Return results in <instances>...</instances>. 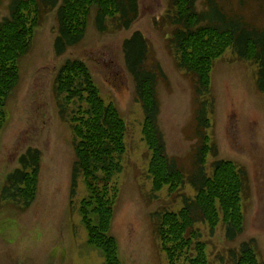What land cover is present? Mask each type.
Wrapping results in <instances>:
<instances>
[{
	"label": "rangeland",
	"instance_id": "rangeland-1",
	"mask_svg": "<svg viewBox=\"0 0 264 264\" xmlns=\"http://www.w3.org/2000/svg\"><path fill=\"white\" fill-rule=\"evenodd\" d=\"M216 1L230 16L264 30V0H245L243 5L238 0ZM9 2L0 0V22L8 15ZM139 6L140 16L129 32L116 29L108 20L106 31L99 32L93 9L83 41L61 57L54 56L52 50L57 30L55 10L42 14L30 52L19 61L20 78L8 97L5 123L0 128V264H104L105 255L88 243L82 222L79 207L89 198L81 178L70 198L76 159L73 131L60 118L53 91L57 71L75 59L85 62L100 100L115 107L126 128L121 171L112 180L119 194L108 229L117 244L119 264H166L152 216L165 210L177 212L182 208V196L192 198L194 190L186 184L171 195L165 188L152 193L146 173L149 151L141 133L144 115L124 67L122 41L133 31L141 32L150 47L151 62L163 70L165 79L159 78L156 87L157 126L168 158L177 160L186 175L199 144L195 125L198 103L190 74L177 67L169 43L170 28L161 21L168 0H139ZM206 6L207 0H198L199 11ZM213 66L206 100L210 112L206 134L217 154L215 158L207 156L205 166L210 173L215 160L230 161L244 171V230L229 242L221 223L212 234L203 223L193 228L200 231L204 256L212 264H233L230 252L238 254L239 246L250 241L257 264H264V94L256 87V65L237 59L231 50ZM30 147L39 150L41 157L34 198L23 207L2 200L1 195L6 178L19 168L20 154Z\"/></svg>",
	"mask_w": 264,
	"mask_h": 264
},
{
	"label": "trees",
	"instance_id": "trees-1",
	"mask_svg": "<svg viewBox=\"0 0 264 264\" xmlns=\"http://www.w3.org/2000/svg\"><path fill=\"white\" fill-rule=\"evenodd\" d=\"M244 1L238 0L240 5ZM197 2L168 0L161 20L170 28L169 43L177 67L190 74L198 103L195 125L199 144L189 175L177 160L168 158L157 126L156 87L159 78L165 79L163 70L157 62H151L150 47L141 32H131L121 43L124 67L132 78L136 102L144 115L141 133L149 151L146 173L152 193L165 188L167 195H171L186 184L194 190L192 198L182 196V208L177 212L165 210L152 216L166 264H212L204 256L205 244L198 239L200 231L193 228L197 223L210 228V234L221 223L225 227L224 238L229 242L244 230V171L230 161L215 160L210 173L205 166L207 156L215 158L217 154L206 134L210 128L206 100L213 63L227 49L237 59L251 61L257 67L256 87L264 94V30L249 26L236 15L230 16L216 0H207L203 11L197 9ZM139 8V0H10L8 15L0 22V128L5 123L8 97L20 78L19 61L30 52L43 13L55 10L57 30L52 50L54 56L61 57L83 41L93 9L94 25L99 32L106 31L107 20L116 29L129 32L140 16ZM90 74L85 62L67 61L57 71L53 91L60 118L73 131L76 159L71 171L70 198L81 178L89 198L79 207L88 243L105 255L104 264H119L117 244L108 229L119 194L112 180L121 171L119 161L125 152L126 128L115 107L100 100ZM20 155L19 168L6 178L1 198L28 207L36 191L41 154L30 147ZM252 244L253 241L242 243L238 254L230 252L233 264H257Z\"/></svg>",
	"mask_w": 264,
	"mask_h": 264
}]
</instances>
